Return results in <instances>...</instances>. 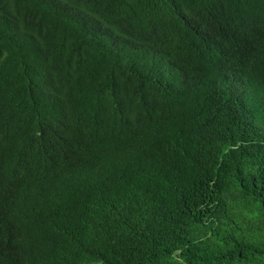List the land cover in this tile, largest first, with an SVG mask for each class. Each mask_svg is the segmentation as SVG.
Instances as JSON below:
<instances>
[{
    "label": "trees",
    "instance_id": "obj_1",
    "mask_svg": "<svg viewBox=\"0 0 264 264\" xmlns=\"http://www.w3.org/2000/svg\"><path fill=\"white\" fill-rule=\"evenodd\" d=\"M0 264H264V0H0Z\"/></svg>",
    "mask_w": 264,
    "mask_h": 264
}]
</instances>
